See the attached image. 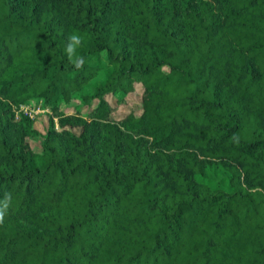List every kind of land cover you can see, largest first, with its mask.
I'll use <instances>...</instances> for the list:
<instances>
[{
	"label": "trees",
	"instance_id": "16d2710c",
	"mask_svg": "<svg viewBox=\"0 0 264 264\" xmlns=\"http://www.w3.org/2000/svg\"><path fill=\"white\" fill-rule=\"evenodd\" d=\"M6 193L0 264H264V0H0Z\"/></svg>",
	"mask_w": 264,
	"mask_h": 264
},
{
	"label": "rangeland",
	"instance_id": "374dc122",
	"mask_svg": "<svg viewBox=\"0 0 264 264\" xmlns=\"http://www.w3.org/2000/svg\"><path fill=\"white\" fill-rule=\"evenodd\" d=\"M141 96H142V85L139 83L135 84L134 91L128 93L124 100L118 102L116 96L109 94L107 96L108 101L114 107L112 115L114 118L119 119L129 112H134L135 114H140L141 112ZM41 103L32 102L27 109V113L31 115V118L34 119L33 127L39 131V134L35 135L33 139L30 140V144L35 151H40L41 149V135L45 132L48 126V112L46 109H43ZM80 105L82 113H85L88 109L93 107L95 103L86 105L81 104L77 99H72L70 104L63 106L66 112H74L75 107ZM24 112V111H23Z\"/></svg>",
	"mask_w": 264,
	"mask_h": 264
},
{
	"label": "clouds",
	"instance_id": "9594fccd",
	"mask_svg": "<svg viewBox=\"0 0 264 264\" xmlns=\"http://www.w3.org/2000/svg\"><path fill=\"white\" fill-rule=\"evenodd\" d=\"M81 44H82L81 36L74 33L73 35L69 37V43L66 48L68 58L76 69L82 68L85 62L83 57L74 58L76 48L79 47ZM10 201H11V195L8 193L5 194L4 200L0 201V223H3L4 216L9 207Z\"/></svg>",
	"mask_w": 264,
	"mask_h": 264
},
{
	"label": "built area",
	"instance_id": "2783aa9c",
	"mask_svg": "<svg viewBox=\"0 0 264 264\" xmlns=\"http://www.w3.org/2000/svg\"><path fill=\"white\" fill-rule=\"evenodd\" d=\"M27 109H29V105H26V106L22 105L20 107V110L24 111L25 114H27L28 116L31 117V115L29 113H27Z\"/></svg>",
	"mask_w": 264,
	"mask_h": 264
}]
</instances>
